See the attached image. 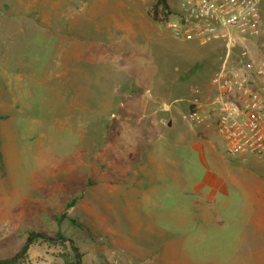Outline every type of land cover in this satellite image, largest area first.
Segmentation results:
<instances>
[{"label":"rangeland","instance_id":"obj_1","mask_svg":"<svg viewBox=\"0 0 264 264\" xmlns=\"http://www.w3.org/2000/svg\"><path fill=\"white\" fill-rule=\"evenodd\" d=\"M153 1L0 0V259L28 232L59 229L81 264H264V160L227 154L215 132L220 154L249 168L238 185H208L209 158L179 140L187 100L195 87L209 95L225 47L157 30ZM257 4L260 31L236 42L234 61H264ZM150 148L174 172L135 185L136 168L153 169ZM15 264H72V253L36 241Z\"/></svg>","mask_w":264,"mask_h":264},{"label":"built area","instance_id":"obj_2","mask_svg":"<svg viewBox=\"0 0 264 264\" xmlns=\"http://www.w3.org/2000/svg\"><path fill=\"white\" fill-rule=\"evenodd\" d=\"M261 23L257 0H182L162 26L175 38L223 43L222 62L208 80L209 95L191 96L185 118L213 128L227 154L264 160V61H253L245 52L237 61L231 57L236 42L256 36Z\"/></svg>","mask_w":264,"mask_h":264},{"label":"crops","instance_id":"obj_3","mask_svg":"<svg viewBox=\"0 0 264 264\" xmlns=\"http://www.w3.org/2000/svg\"><path fill=\"white\" fill-rule=\"evenodd\" d=\"M167 1L170 5L171 9H173V7L180 9L181 2L179 4L178 3L174 4L173 2H171L169 0H167ZM86 13L89 17H93V22H95V18L92 15V12L89 10V8L87 9ZM153 26L157 30L161 29L158 25H156V23H155V25L153 24ZM161 30H163V29H161ZM163 31H165V30H163ZM173 38H175V37H173ZM187 38H189V37H183L182 39H187ZM176 39H178V38H176ZM191 39H193V38H191ZM215 42H219V41H211V42H206V43H202V44L215 43ZM194 91L197 93H201L198 87H195ZM208 92H209V89H208ZM131 95H133V94H131ZM202 96H205V95L202 94ZM124 100H122V101H124ZM126 102L127 101H125V103ZM126 105H127V109L125 111L126 115H124L125 119L130 118V115L128 113V111H129L128 103H126ZM137 106L140 107V109H141L142 104L139 103V105H137ZM144 108H146V107L143 103L142 115L144 114ZM5 117L6 118L8 117L7 113L0 114V119L5 118ZM142 117H144V116H142ZM6 122H7V119L6 120L5 119L0 120V135H1V137H4V138L8 137L7 135H10L8 132V127H7ZM185 133H186L184 135L185 137L180 136L181 138H179V140L181 142H186L190 148H192L193 150H195L198 153L199 156H202V160L205 157H208L209 159H211L210 164H209V161H210L209 159H204V161H203L204 164H205V162L208 163V165L205 164L207 167V170H206V173H205V176L203 179V181L205 183H208V185L213 183V182H215L217 184H219V183L223 184L226 181H231L234 185L235 184L238 185V184L244 182V180L240 179L239 171H240V169L245 170L246 168H249V167L240 165L236 159H226L223 155L220 154V152L218 151L217 144L213 141V137L215 134V131L213 128H211V127H198V126L193 127L191 124H188L187 132H185ZM153 138H155V140H158V137H153ZM7 148L5 149L4 147H2V148H0V150L4 154H6L8 152ZM166 153H167V151L165 149H161L159 155H161L162 157H160L158 159L157 163H154V161H155L154 149L153 148L148 149L147 153L145 150L144 154L146 156L147 162H146V164L142 163V165H144V166L151 165L153 167V169L151 172L144 173L142 171L143 169L141 166L136 168L135 178H134L136 181L135 185L144 186L145 185L144 179L146 177H147L146 178L147 180L153 181L155 179L156 175L160 176V177L161 176L164 177L165 172H167V171H169L170 173L174 172L173 167L174 166L176 167V163L171 158H168ZM237 158H239V157H237ZM246 158L240 157V159H242V160L243 159L245 160ZM155 166H157L158 168H156ZM154 168H156V169H154ZM140 173H142L143 175L140 176ZM148 174H150L149 177L147 176ZM147 184L150 187V183L148 182Z\"/></svg>","mask_w":264,"mask_h":264},{"label":"trees","instance_id":"obj_4","mask_svg":"<svg viewBox=\"0 0 264 264\" xmlns=\"http://www.w3.org/2000/svg\"><path fill=\"white\" fill-rule=\"evenodd\" d=\"M151 19L156 22V24L163 23L174 13L171 9L167 0H154L150 5L147 11ZM192 74L187 72V75ZM186 75V77H187ZM183 77V78H186ZM72 205V204H71ZM72 224H75V221L72 220ZM59 241L67 242L71 253H72V264H81V253L78 250V247L75 245V242L68 238L61 230H56L53 236H49L40 231H30L27 233L25 241L23 243L22 249L16 253L14 256L6 259H0V264H15L18 259L24 256L27 252L28 247L36 241Z\"/></svg>","mask_w":264,"mask_h":264}]
</instances>
